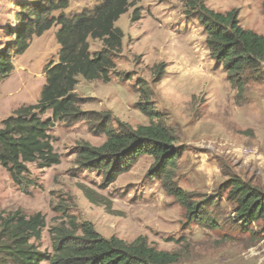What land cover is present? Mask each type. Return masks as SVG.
I'll return each mask as SVG.
<instances>
[{"label": "rangeland", "instance_id": "1", "mask_svg": "<svg viewBox=\"0 0 264 264\" xmlns=\"http://www.w3.org/2000/svg\"><path fill=\"white\" fill-rule=\"evenodd\" d=\"M27 1L0 0V50L13 41L18 4ZM68 1L66 15L91 10L99 0ZM203 2L222 13L234 10L243 28L264 35V0ZM115 25L124 36L110 80L78 76L74 92L82 112L48 130L59 163H26L20 183L0 164V214L40 212L45 226L32 241L49 254L52 228H69L75 220L90 222L104 237L131 242L142 236L157 249L178 253L175 264H264V222L239 220L227 199L232 180L264 191V74L232 85L211 59L205 32L185 0H134ZM57 29L33 35L28 48L12 57V71L0 80V121L38 101L43 68L57 60ZM88 42L92 53L101 47L97 39ZM141 105L174 133L179 154L170 183L188 195L194 214L151 177L149 155H140L112 181L77 163L84 142L105 141L101 125L124 130L150 123Z\"/></svg>", "mask_w": 264, "mask_h": 264}, {"label": "trees", "instance_id": "2", "mask_svg": "<svg viewBox=\"0 0 264 264\" xmlns=\"http://www.w3.org/2000/svg\"><path fill=\"white\" fill-rule=\"evenodd\" d=\"M17 23L9 35L13 41L0 50V80L13 69L12 57L23 53L33 35L40 36L53 25L58 26L57 60L48 61L43 68L45 82L39 99L23 105L0 121V164L11 179L20 183L27 171L26 163L49 167L60 161L54 150L49 128L56 121L76 117L82 111L75 94L77 77L108 82L115 69L114 54L122 46L123 31L115 25L120 15L134 6V0H99L91 10L66 15L68 0H32L18 4ZM186 10L195 14L205 32V43L211 59L219 64L227 80L241 87L250 77L264 74V35L243 28L234 10L222 13L207 7L203 0H185ZM55 11H59L54 15ZM138 17L136 8L132 19ZM97 39L101 47L90 52L88 38ZM151 122L120 130L102 126L105 141L94 146L84 142L77 154V163L104 174L109 181L129 169L140 155L153 158L149 174L163 182L165 189L188 211L194 214L188 195L170 183V171L178 157L172 130L152 110L140 106ZM50 112L51 116L42 118ZM234 181L227 199L243 222H264V191L240 181ZM87 197L92 196L86 192ZM197 212V211H196ZM45 226L40 212L26 216L19 210L0 214V264H175L179 254L157 249L139 236L131 242L117 236L104 237L90 222L70 221L51 230V254L41 252L35 242Z\"/></svg>", "mask_w": 264, "mask_h": 264}, {"label": "crops", "instance_id": "3", "mask_svg": "<svg viewBox=\"0 0 264 264\" xmlns=\"http://www.w3.org/2000/svg\"><path fill=\"white\" fill-rule=\"evenodd\" d=\"M263 105H264V103H263Z\"/></svg>", "mask_w": 264, "mask_h": 264}]
</instances>
